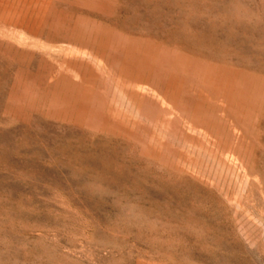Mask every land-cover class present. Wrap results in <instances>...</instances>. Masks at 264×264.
<instances>
[{
    "label": "rangeland",
    "instance_id": "obj_1",
    "mask_svg": "<svg viewBox=\"0 0 264 264\" xmlns=\"http://www.w3.org/2000/svg\"><path fill=\"white\" fill-rule=\"evenodd\" d=\"M0 264H264V0H0Z\"/></svg>",
    "mask_w": 264,
    "mask_h": 264
},
{
    "label": "bare ground",
    "instance_id": "obj_2",
    "mask_svg": "<svg viewBox=\"0 0 264 264\" xmlns=\"http://www.w3.org/2000/svg\"><path fill=\"white\" fill-rule=\"evenodd\" d=\"M153 53V52H152ZM134 63V62H133ZM176 67V66H175ZM150 72V71H149ZM185 72V71H184ZM200 72V71H199ZM178 74V73H177ZM180 74V73H179ZM196 76V75H195ZM204 80V79H203ZM207 81V80H206ZM204 83V82H203Z\"/></svg>",
    "mask_w": 264,
    "mask_h": 264
}]
</instances>
